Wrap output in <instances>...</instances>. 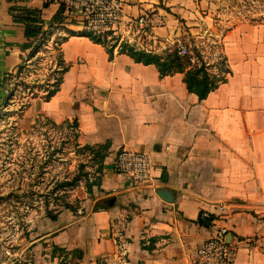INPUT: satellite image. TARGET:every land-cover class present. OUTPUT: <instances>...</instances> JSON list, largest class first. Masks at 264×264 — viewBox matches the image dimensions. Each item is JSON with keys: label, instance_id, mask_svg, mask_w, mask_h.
Segmentation results:
<instances>
[{"label": "crops", "instance_id": "crops-1", "mask_svg": "<svg viewBox=\"0 0 264 264\" xmlns=\"http://www.w3.org/2000/svg\"><path fill=\"white\" fill-rule=\"evenodd\" d=\"M49 1L16 5L42 10ZM59 1L43 9L46 32ZM125 3L129 17L146 19V32L135 37L156 38L157 54L167 39L210 21L206 0ZM11 6L12 0H0V106L9 94L6 78L31 50L22 49L25 28L14 22ZM67 15L52 30L66 37L59 51L70 69L60 91L47 102L35 97L25 116L43 115L57 125L77 119L80 144H109V150L100 187L83 202V216L51 238L70 257L65 263L194 264L198 246L214 226L224 225L231 231L234 264H264V25L240 23L227 31L222 54L231 74L200 101L182 74L161 78L156 66L118 51L110 59L103 45L78 35L83 18ZM124 149L151 157L152 182L134 188L115 171ZM160 190L172 192L174 201L161 199ZM221 204L226 216H219ZM97 205L105 208L94 212ZM203 211L213 218L209 226L201 223ZM49 254L51 261L62 258Z\"/></svg>", "mask_w": 264, "mask_h": 264}, {"label": "rangeland", "instance_id": "rangeland-1", "mask_svg": "<svg viewBox=\"0 0 264 264\" xmlns=\"http://www.w3.org/2000/svg\"><path fill=\"white\" fill-rule=\"evenodd\" d=\"M209 24L202 23L182 38L167 39L160 55L185 50L196 59L199 51L212 71L222 62V39L240 23L264 25V0H206ZM83 21V20H82ZM89 32V31H84ZM61 34V32H58ZM108 49L128 45L155 52L156 38H122L97 32ZM50 34L25 53L24 70L8 84L15 97L0 110V264H66L70 257L51 261V238L82 217L88 189L100 178V157L79 143L74 120L55 125L43 115L25 116L33 91L46 94L59 70L61 42ZM165 42V41H164ZM158 43V42H157ZM157 54V53H156ZM50 225V226H49Z\"/></svg>", "mask_w": 264, "mask_h": 264}, {"label": "trees", "instance_id": "trees-1", "mask_svg": "<svg viewBox=\"0 0 264 264\" xmlns=\"http://www.w3.org/2000/svg\"><path fill=\"white\" fill-rule=\"evenodd\" d=\"M32 0H12L13 6L10 8V13L13 17L15 23L22 24L25 28V37L27 42L23 44V51H27L32 49L35 45H39L44 37L53 33V25L63 24L67 17L66 7L61 1L59 11L52 19L51 26L49 30L46 32L43 30V9H47L51 3H54V0H50L46 2L43 6L42 10H34L29 8H24L17 6L16 4L19 2H30ZM73 35H77L74 34ZM79 36H86L90 38L97 44L103 45L109 55L110 59L114 57V49H108L105 42L99 36H95L92 33H80ZM119 54H127L131 56L136 63H141L144 65H154L159 71L160 77L164 78L167 76H173L175 74H182L184 76L183 82L186 85V88L189 93L196 95L200 101L205 100L212 92L216 91L221 85L227 83L228 77L231 74V70L229 68V64L227 58L221 54L222 62L216 67V71H212V69L207 66L206 62L203 60L202 55L199 51L196 52V59H198V63L194 62L193 57H182L178 54V51L169 52L165 55L156 54L153 52H148L145 50H138L135 47L123 45L121 49L118 51ZM25 62L23 61L22 65L17 69V73H21L24 70ZM59 70L57 72L56 77L54 78L52 83H48L46 85V94L41 96V99L44 101H50L59 91L61 85L63 83L64 75L69 71L70 67L65 63L62 58L61 52L59 55ZM13 75H9L6 78V82L12 78ZM4 88L9 91V94L6 98V101L3 106H0V110L2 107L7 105L10 100L16 94V88H12L8 83L4 84ZM32 96L38 97L33 91L31 92ZM55 124V123H53ZM70 124V121L63 123V125ZM57 125V124H55ZM78 130V121L74 120V126ZM79 137V135H78ZM77 137V138H78ZM86 149L90 150L92 153L96 154V156L100 157L99 162V171L100 175H102L103 171V162L108 154L109 144L100 145V146H85ZM101 176L98 178V182L93 184L94 186L100 187ZM89 195L93 193V186L91 185L88 189ZM105 207L95 206L94 212L98 211ZM213 218H209L207 220L202 219L201 223L205 226H209L212 222ZM65 253V249L60 248L58 246H54L53 256L55 253ZM76 257L78 260L83 258L80 251H76ZM75 264V263H74ZM78 264V263H76Z\"/></svg>", "mask_w": 264, "mask_h": 264}, {"label": "built area", "instance_id": "built-area-1", "mask_svg": "<svg viewBox=\"0 0 264 264\" xmlns=\"http://www.w3.org/2000/svg\"><path fill=\"white\" fill-rule=\"evenodd\" d=\"M60 1L68 14L83 18L85 24L82 33L106 32L122 38H136L146 32V19L129 17L125 0ZM178 54L186 57L185 50H180ZM114 169L125 176L134 188L143 187L153 180L152 159L146 153L124 149L118 154ZM219 210V216H226L228 208L225 205L221 204ZM201 217L207 220L211 216L208 211H203ZM230 232L227 226H214L211 237L198 246L194 264H234L235 249L228 241Z\"/></svg>", "mask_w": 264, "mask_h": 264}, {"label": "water", "instance_id": "water-1", "mask_svg": "<svg viewBox=\"0 0 264 264\" xmlns=\"http://www.w3.org/2000/svg\"><path fill=\"white\" fill-rule=\"evenodd\" d=\"M157 194L161 199L168 203H172L174 201L172 192L168 190H160ZM108 203L110 204V206H113L115 203V199L110 200Z\"/></svg>", "mask_w": 264, "mask_h": 264}]
</instances>
